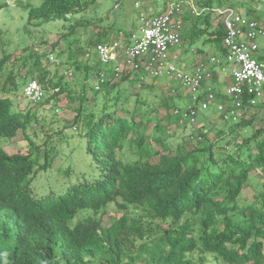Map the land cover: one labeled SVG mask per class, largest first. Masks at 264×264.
I'll return each mask as SVG.
<instances>
[{"label": "trees", "instance_id": "16d2710c", "mask_svg": "<svg viewBox=\"0 0 264 264\" xmlns=\"http://www.w3.org/2000/svg\"><path fill=\"white\" fill-rule=\"evenodd\" d=\"M237 1L198 0L196 15L184 6L179 47L186 39L190 43L205 35L226 67L224 30L214 9L237 10L238 4L247 7L244 17L259 22L254 8ZM95 2L41 0L39 6H28V24L70 23L62 39L67 48L75 46L68 63L76 72L85 70L78 93L62 78L50 79L49 72L39 68L37 53L35 74L27 81H37L45 93L34 105L46 100L54 108L61 99L76 104L72 124L80 128L77 136L93 175L77 177L60 192L35 194L32 183L53 168L56 141L38 122L36 110L22 111L11 99L0 97V139H19L28 146L25 153L0 147V264H205L207 257L214 264H264V184L251 198L242 193L255 171L264 178V106L256 107L253 116L228 122L213 109L201 112H212L206 116H217L230 127L229 134L220 132L219 139L210 141L204 129L172 148L166 139L169 120L180 124L172 113L180 108L173 97L161 101L164 113L152 119L153 110L140 100L142 93L133 95L129 110V98L118 90L122 83L135 82L140 92H151L145 85L149 78L141 81L137 74L123 73L115 79L98 61L87 65L97 44L119 39L96 32L87 46L79 44L75 30L88 24L71 20ZM131 33L125 32V38ZM77 55L84 56V64L75 60ZM11 57L6 54L0 60V77ZM258 59L264 61V55ZM102 70L106 80L98 85ZM90 74L94 86L89 100ZM219 95L215 93L216 100L224 102L225 95ZM112 207L121 215L104 225L101 215Z\"/></svg>", "mask_w": 264, "mask_h": 264}, {"label": "rangeland", "instance_id": "374dc122", "mask_svg": "<svg viewBox=\"0 0 264 264\" xmlns=\"http://www.w3.org/2000/svg\"><path fill=\"white\" fill-rule=\"evenodd\" d=\"M134 2L136 0H96L87 11L73 17L71 20L73 23L79 24L80 22H87L88 24L85 27L79 26L75 30V34L79 38V44L87 46L96 32L100 34L104 32L108 33L110 39H115L116 35L119 38H125V32L133 33L139 27V13H156L163 8L162 3H151L148 0H139L140 7L136 9ZM237 2L254 8L256 10L254 14L258 17L259 22L264 25V0H238ZM40 3L41 0H0V60L6 54L12 55L11 59L8 62L6 61L0 77V97L11 99L14 105L22 111L36 110L38 122L43 124L44 129L48 130L53 137L52 139L56 141L57 149L55 150H57V155L53 168L46 173L40 174L31 185L32 191L38 196L50 191L60 192L69 183L74 182L77 177H91L93 175L90 167V158L84 151V143L77 136L80 128L79 126L74 127L72 124L76 104L68 102L67 99H61L52 108L50 104L45 103L46 100L41 105H32L22 96L23 85L35 74L32 65L36 53L41 55L39 68L48 71L49 78L56 82L62 78L64 82L71 85L74 92H76L74 94L78 93L81 84L86 80L83 76L85 70L76 72L74 66L68 63L69 50H73L75 46L67 48V45L62 39V35L68 32L67 28L70 23L56 22L42 26H36L34 23L28 24V6L35 7L39 6ZM116 5L118 9H114ZM236 7L240 14L246 13L247 11V7H238V4ZM119 32L122 34H118ZM183 35L185 37V33ZM205 39L206 36L202 34L192 39L190 43L186 39V42L181 47L175 49L177 53L171 55L172 62L180 69L189 72L190 70L185 67L187 61L195 62L194 59L197 58L201 60L208 58L209 60V57L214 52L211 44L206 42ZM262 43L260 41V44ZM198 50H202V52ZM24 58H26V61H23ZM75 60L81 64H84L83 62L86 61L83 55H77ZM96 61L97 58L92 51L87 65L94 64ZM24 62H26V66L21 65ZM89 76L86 83V96L90 100L93 96L92 88L94 86V77L91 74ZM212 79L217 80L218 78L214 75ZM145 81V85L151 87V92H148V90L140 92L135 82H125L119 86L118 90L123 92L120 93V96L122 98H125V96L129 98L127 103L129 110L132 108L133 95L140 93H142L140 100H146L148 107L153 110L149 116L152 119H158L157 115L164 113V109L161 107V101L165 98L170 99L173 97L178 102L180 108L187 106L186 96L188 98L189 96L179 84L170 82L166 77H159L157 80L146 79ZM11 83H15L16 85H11ZM220 84L222 85L223 83ZM2 85L3 88H1ZM172 90L175 93H172ZM217 91L216 94L224 96L223 86ZM47 93L48 98L49 91ZM145 108L144 110H146ZM117 113H120V111ZM249 114L247 117L253 116L255 114L254 110ZM206 115L200 113L199 117L192 124H186L187 132H185L184 128L177 121L171 118L166 130V139L172 148H176L179 144L185 143L188 136H200V133L205 131L204 129L207 130V139L210 141L219 139L220 132L224 133L225 136L229 134L230 127L221 123L217 116L213 115L208 117ZM34 128L38 130V125L35 124ZM150 128L152 127L150 126ZM60 131L62 132V141H60ZM154 136H157V134H154ZM1 146L9 153H25L28 147L27 142L19 139L11 141L0 139ZM262 184H264V178L257 170L245 185L242 191L243 196L251 198L255 191L259 187L261 188ZM120 215L113 207L108 208L107 212L101 215L102 223L109 225L111 217H118ZM205 264L214 263L210 257H207Z\"/></svg>", "mask_w": 264, "mask_h": 264}, {"label": "built area", "instance_id": "2783aa9c", "mask_svg": "<svg viewBox=\"0 0 264 264\" xmlns=\"http://www.w3.org/2000/svg\"><path fill=\"white\" fill-rule=\"evenodd\" d=\"M163 4L162 12L139 13V27L128 38H119L95 46L93 52L99 64L109 70L116 79L123 73L137 74L141 81L145 77L158 79L166 77L179 84L189 96L191 105L174 108L172 113L180 125L192 124L198 114L213 109L222 121H237L250 115L258 106H264V25L244 17L232 8L214 9L224 30L222 45L225 49L223 64L218 59L209 61L221 66L220 71L228 73L230 85L225 90V101L216 100L212 90L202 92L203 84L213 78V74L203 62L188 73L178 68L171 59V51L179 48L183 25V7L196 15L198 0H148ZM139 9V0L134 2ZM118 9V6H114ZM128 41V45L123 44ZM260 41L263 43L260 44ZM52 59V58H51ZM105 71L98 74V85L106 80ZM98 89V86H96ZM44 90L35 80L27 81L22 96L29 104H37L44 99ZM200 97L203 98L200 100ZM187 132V127L184 129Z\"/></svg>", "mask_w": 264, "mask_h": 264}, {"label": "crops", "instance_id": "0c3cea01", "mask_svg": "<svg viewBox=\"0 0 264 264\" xmlns=\"http://www.w3.org/2000/svg\"><path fill=\"white\" fill-rule=\"evenodd\" d=\"M137 1V0H136ZM176 49V48H175ZM175 49H173L172 51H171V55H175L176 53H177V50H175ZM211 58H216V55H212V56H210L209 57V59H211ZM208 59V58H207ZM207 59L206 60H201V59H199V58H197V59H194V61L195 62H191V61H187V63H186V68L188 69V70H190L188 73H191V72H193V70L195 69V67L196 66H198V64L199 63H201V62H205V61H207ZM197 60H201V61H197ZM205 66L208 68V69H210V71L213 73V77H214V75H216V78H218L217 80L215 79H212V80H210V81H206L204 84H203V89H202V92H205V91H207V90H212L213 92H215V93H217L218 91V89L221 87V86H223L224 87V95H225V90H226V88L230 85V83H231V78H230V76H229V74L228 73H223V72H221L220 70H219V68L214 64V63H212L211 61H208V62H206L205 63ZM184 71V70H183ZM186 72V71H185ZM220 83H223L222 85L220 84ZM188 101H189V98L186 96V102H187V105H188ZM206 114H209V112L208 113H206ZM205 114V115H206Z\"/></svg>", "mask_w": 264, "mask_h": 264}, {"label": "bare ground", "instance_id": "6f19581e", "mask_svg": "<svg viewBox=\"0 0 264 264\" xmlns=\"http://www.w3.org/2000/svg\"><path fill=\"white\" fill-rule=\"evenodd\" d=\"M34 105V104H33Z\"/></svg>", "mask_w": 264, "mask_h": 264}]
</instances>
